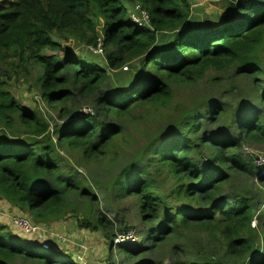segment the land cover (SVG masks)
<instances>
[{"label":"trees","instance_id":"trees-1","mask_svg":"<svg viewBox=\"0 0 264 264\" xmlns=\"http://www.w3.org/2000/svg\"><path fill=\"white\" fill-rule=\"evenodd\" d=\"M224 3L216 21H196L189 0L0 5V196L37 223L72 215L81 228L102 231L124 264H164L147 258L149 252H170L174 264H264V166L245 152L264 147V0ZM135 9L148 20L136 22ZM69 40L101 46L104 62L90 61ZM35 71L36 93L64 121L55 136L41 110L22 104L9 87ZM203 80L214 91L224 85L221 98L176 99V88ZM161 120L168 124L107 187L117 211L111 219L62 151L102 162L114 140L126 138L129 123ZM253 175L256 185L248 181ZM127 198L142 229L116 243L136 229L119 216ZM29 236L0 221V264H80ZM189 236L196 245H187Z\"/></svg>","mask_w":264,"mask_h":264},{"label":"rangeland","instance_id":"rangeland-1","mask_svg":"<svg viewBox=\"0 0 264 264\" xmlns=\"http://www.w3.org/2000/svg\"><path fill=\"white\" fill-rule=\"evenodd\" d=\"M13 1L16 0H0V5L12 3ZM189 1L193 13L192 17L195 18L196 21H201L200 18L206 17L209 18L207 19L209 21H216L219 16L218 13L222 11L223 4H225L224 2L226 0ZM137 9L133 11L134 17H138L139 15ZM139 11H142V9ZM169 36H171V33L166 34L165 39H169ZM65 43L71 45L78 53L86 55L90 61L103 63L105 60L102 50L99 51L92 47L89 48L83 44L71 42L70 40ZM35 78L36 71L35 74H32L30 80L20 75L16 77L15 80L9 82L10 90L22 104L32 107L37 111H39V109L41 110L45 118L50 120L52 128L51 133L55 136L54 130L56 126L62 125L64 121L58 118L57 110L46 105L36 93L32 82ZM205 82L206 81L203 80L198 87L190 86L186 88H176V99L188 101L192 96L197 97L200 94L218 96L220 94H218L217 91L223 93L226 89L223 85L217 88V91H214V89L204 85ZM243 87L247 89L245 82L241 84V89ZM218 97L221 98L220 96ZM223 98L225 101L231 102L230 99L233 97L226 96ZM137 123L136 125L135 122L127 125L126 138L119 137L115 139L108 157L102 162L87 163L83 160L80 150L71 152L66 150L62 151L64 160L69 161H66L65 165H71L87 178L85 184L91 185L95 193L101 199L100 210L106 213L111 219L117 218V211L113 208V205H116L114 203V196L107 193V187L110 185L111 180L118 175L125 164L134 160L139 146H144L162 123L163 125L168 124V120H161V122L150 123L148 125L140 122ZM245 152L248 155H253L255 163L259 164L261 160L260 158L258 159V157L264 155V147L249 145V147L245 148ZM257 180L256 176L253 175L248 181L256 185L258 184ZM122 204L124 205V209L121 211V215H119L120 219H125L135 225L136 229H133L135 233L141 231L142 225L140 217H138V210L135 203L130 198H127ZM128 210L132 212L130 217L126 215ZM19 216L28 217L33 223L42 228V239H39L38 235L35 234V240L41 241L42 245L45 243H47L48 246L53 244L59 251L72 255V259L80 264H108L110 262V255L113 256V260L110 264H124L122 261V254H120L118 247H114L111 252L110 243L102 231L95 232L93 230L81 228L77 218L72 215H69L61 221L37 223L31 214L24 212L0 196V221L3 224H7L16 234L27 239H33V237L29 236L31 234L28 235L20 223L15 221V218ZM254 224L259 225V221H254ZM197 242L196 236H189L186 240L189 246H194ZM147 254L148 256L146 255V257L151 260L159 261L164 259V264H174L177 259L171 255L170 252H161L159 254L149 252Z\"/></svg>","mask_w":264,"mask_h":264},{"label":"built area","instance_id":"built-area-1","mask_svg":"<svg viewBox=\"0 0 264 264\" xmlns=\"http://www.w3.org/2000/svg\"><path fill=\"white\" fill-rule=\"evenodd\" d=\"M148 17H149L148 14L145 11H143L142 12V17L141 18L134 17V20L136 22L143 23L145 20H148ZM100 47H98V48H93L92 47V48L93 49H98L99 51H101ZM123 69L124 70H128V66H124ZM84 111L86 113L93 112V110L91 108H89V107L84 108ZM259 158H260L261 161H260L259 164H257V163L256 164L264 166V155L259 156L258 159ZM15 221L20 223V225L23 227L24 231L27 234H37L39 239H42V228L37 226L35 223H33L31 221V219H29L28 217H25V216H19V217L15 218ZM135 238H137V232L135 233V231L130 230L127 233L118 235L117 238H116V242L120 243V242L127 241V240H134ZM43 246L44 247H48V244L45 243Z\"/></svg>","mask_w":264,"mask_h":264}]
</instances>
